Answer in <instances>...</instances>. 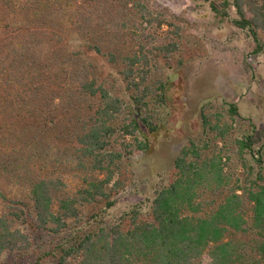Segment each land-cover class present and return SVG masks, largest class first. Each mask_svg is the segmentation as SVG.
<instances>
[{"label":"trees","instance_id":"obj_1","mask_svg":"<svg viewBox=\"0 0 264 264\" xmlns=\"http://www.w3.org/2000/svg\"><path fill=\"white\" fill-rule=\"evenodd\" d=\"M47 2L44 12L34 0H0V120L37 148L69 144L67 161L84 174L71 190L61 176L22 174L18 159L9 171L14 153L0 154L1 167L21 187L14 196L0 193V264H264V145L254 148L253 135L236 136L234 104L222 108L230 121L223 111L214 121L203 106L207 137L182 150L176 178L150 204L111 213L124 187L117 173L148 146L137 135L140 121L154 130L147 109L165 102L164 83L149 79L154 51L169 58L178 50L175 36L159 35L168 26L165 32L173 28L180 36L178 18L153 0ZM231 4L240 17L235 24L258 39L264 0H223L212 8L225 13ZM56 12L82 34L75 54L68 51L72 33ZM125 48L130 52L123 55ZM121 86L136 91L132 103L112 92ZM123 113L129 122L119 124ZM228 150L244 178L226 171L233 159ZM203 190L222 199L201 215Z\"/></svg>","mask_w":264,"mask_h":264},{"label":"rangeland","instance_id":"obj_2","mask_svg":"<svg viewBox=\"0 0 264 264\" xmlns=\"http://www.w3.org/2000/svg\"><path fill=\"white\" fill-rule=\"evenodd\" d=\"M153 2L157 10L164 9L178 18L175 22L179 29L174 27V32H178L180 36L171 33L173 28L169 33L165 32L168 26L159 32L160 37L166 40L175 36L178 50L169 58L158 50L154 51L158 57L153 59L149 82L158 85L161 80L164 83L165 102L161 106L151 102L149 108H146L154 120L155 129H148L140 121L137 135L148 146L136 149L128 159L127 169L116 175V179L124 181V187L116 195L118 203L111 210L116 215L139 202L150 204L158 191L176 178L175 160L178 155L190 141L207 137L201 116L205 105L214 121L220 111L226 112L224 120L230 121L229 114L222 108L234 104L238 109L234 119L236 136L253 135L254 148L264 145V32L258 31L257 39L249 28L237 26L235 20L240 17L233 4L227 9L222 8L221 11L225 9V13L216 12L212 3H222L223 0ZM33 4L41 5L44 12H47L50 3L47 0H34ZM26 12L31 15L29 11ZM54 15L59 22L64 23L66 30L71 31L67 50L75 54L82 49V34L72 32L73 25L66 21L64 13L56 12ZM50 40L53 41V37L49 36L47 41ZM128 44L129 42L126 43L127 46ZM129 52L130 49L125 48L121 53L125 55ZM120 88V91L112 89V92L132 103L130 95L135 96L136 91L127 90L124 86ZM126 115L121 114L119 124H123L124 120L129 122ZM77 119L78 117L76 123L79 122ZM230 140L227 137L224 141L233 148ZM26 143L29 149L24 148ZM114 144L115 148H120L119 143L115 141ZM220 146L225 147V144L223 146L220 143ZM72 151L65 142L57 143L51 150L47 147L37 148L36 142L13 134L0 120V154L5 156L14 153V158H10L14 165L7 168L11 172L18 159L22 169L25 168L22 174L31 173L30 176L40 175L53 179L61 176L68 189L73 190L81 182V174L84 173L79 174L67 161ZM228 153L233 154L229 150ZM9 171L0 165V193L14 196L21 191V187L19 182H13L8 176ZM226 171L232 173L233 178H244L243 167L234 154ZM213 194L205 190L200 192L198 199L204 206L201 215L214 207V201L220 202L222 199L220 193H215L218 194L216 196Z\"/></svg>","mask_w":264,"mask_h":264}]
</instances>
